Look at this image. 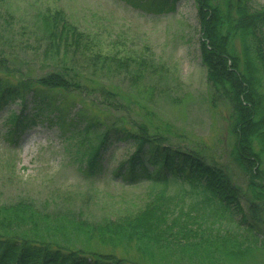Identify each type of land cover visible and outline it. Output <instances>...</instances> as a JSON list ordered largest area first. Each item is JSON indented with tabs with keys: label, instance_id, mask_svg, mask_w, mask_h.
Returning <instances> with one entry per match:
<instances>
[{
	"label": "trees",
	"instance_id": "16d2710c",
	"mask_svg": "<svg viewBox=\"0 0 264 264\" xmlns=\"http://www.w3.org/2000/svg\"><path fill=\"white\" fill-rule=\"evenodd\" d=\"M139 1L147 0H134ZM173 1L147 4L160 8ZM194 2L201 64L213 97L230 106L231 162L244 174V184L234 181L225 164L168 141L146 124L130 129L81 112L82 125L69 131L81 170L94 177L102 152L118 134L133 150L111 178L148 183L144 198L100 219L68 204L49 208L28 197L0 202V264H264V5ZM36 23L43 57H55L62 67H77V55L91 66L99 62L101 69L128 66L125 57L87 53L94 37L61 9L43 13ZM60 51L63 56H56ZM6 64L0 58V72ZM77 69L15 82L0 75V102H22L31 90L36 114L54 113L64 125L66 97L51 93L83 88V71ZM24 117L12 114L9 122L23 128Z\"/></svg>",
	"mask_w": 264,
	"mask_h": 264
},
{
	"label": "rangeland",
	"instance_id": "374dc122",
	"mask_svg": "<svg viewBox=\"0 0 264 264\" xmlns=\"http://www.w3.org/2000/svg\"><path fill=\"white\" fill-rule=\"evenodd\" d=\"M250 2L264 5V0ZM138 3L0 0V58L7 59L2 77L15 82L21 77L35 80L53 71H83V88L61 96L51 93L56 99L66 97L69 107L64 125H59L54 113L36 114L31 90L22 102H0V202L28 197L49 208L68 204L100 219L142 201L148 183L111 178L110 172L133 150L129 140L118 134L112 135L102 152L94 177L81 170L79 152L69 138V131L82 125L81 112L130 129L146 124L168 141L225 164L234 181L244 184V174L231 162L230 106L213 97L201 64L194 0H174L160 8L149 6L148 0ZM53 9L63 10L92 34L94 44L87 53L128 58L127 68L101 69L99 62L85 64L79 55L75 57L80 63L77 67L69 63L62 67L55 57L44 58L45 44L39 40L36 21ZM56 56H63L62 51ZM12 114L25 116L27 124L15 128L9 122Z\"/></svg>",
	"mask_w": 264,
	"mask_h": 264
}]
</instances>
